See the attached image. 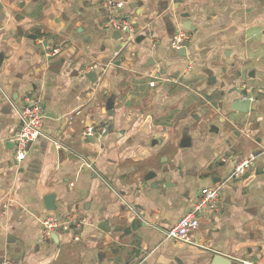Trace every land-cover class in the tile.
I'll use <instances>...</instances> for the list:
<instances>
[{"label":"crops","instance_id":"crops-1","mask_svg":"<svg viewBox=\"0 0 264 264\" xmlns=\"http://www.w3.org/2000/svg\"><path fill=\"white\" fill-rule=\"evenodd\" d=\"M184 21L194 30L180 56L171 42ZM0 57V262L264 264V0H0ZM234 93L251 111L233 109ZM29 99L45 136L18 161L11 139ZM214 186L219 208L194 235L203 247L168 239ZM51 216L79 227L40 241Z\"/></svg>","mask_w":264,"mask_h":264},{"label":"built area","instance_id":"built-area-1","mask_svg":"<svg viewBox=\"0 0 264 264\" xmlns=\"http://www.w3.org/2000/svg\"><path fill=\"white\" fill-rule=\"evenodd\" d=\"M123 4L110 2L108 7H121ZM107 26L113 30H120L127 32L129 38H134L136 33L132 28L131 23L122 17L111 16L106 22ZM190 40V35L187 30L180 29L174 35L171 46L175 50L186 48ZM57 50H52L48 53V56L57 54ZM19 117L22 124L18 131L12 136V142L14 143V154L18 161H24L30 152L31 145L39 138L45 136L44 133V120L45 113L42 103L39 100L29 99L26 104L19 110ZM72 114H67L69 118H72ZM102 134L101 130L94 128H86L83 135L84 137H93L95 135ZM264 152V151H263ZM255 156H247L240 159L232 172L233 178H241L250 172L252 169ZM221 199V187H206L203 188L192 207L180 217V219L164 233L168 239L186 243L190 245H196L203 247L195 241V233L200 228L201 217L206 212H215L218 210ZM142 214V212H141ZM74 222V223H71ZM75 218L62 222L58 218L51 216L43 221V231L41 233L40 241L51 239L52 235L58 230H66L71 228V225L79 227ZM76 240H78L76 238ZM0 264H12L9 261L0 262Z\"/></svg>","mask_w":264,"mask_h":264},{"label":"water","instance_id":"water-1","mask_svg":"<svg viewBox=\"0 0 264 264\" xmlns=\"http://www.w3.org/2000/svg\"><path fill=\"white\" fill-rule=\"evenodd\" d=\"M189 14H185L183 15V17H188ZM183 29L185 30H194V28L191 25L190 21H184L183 23ZM34 38V36H33ZM180 56H186L187 55V48H182L178 51ZM1 61H2V57H0V65H1ZM156 61L154 60V58H150L147 63H146V67L155 65ZM88 78H90L92 81H94L96 79V73L95 72H91V73H87L86 75ZM233 92H236V89L233 90ZM114 104H115V100L113 97H111L110 99H108V103L106 104L107 110L112 114L114 111ZM252 100L249 98H240L238 93H234L233 94V104L232 107L234 110L239 111V112H249L252 109ZM155 186H158L157 183H155ZM44 202L45 205L47 207L48 210H54L55 209V205H54V196L53 195H47L44 198ZM140 225V223L136 220L134 221L129 227H126L124 229V233L125 234H130L132 232V230H136L138 228V226ZM56 236L57 234L54 233L52 235V239L56 240ZM213 264H232V261L222 255H216L214 256L213 259Z\"/></svg>","mask_w":264,"mask_h":264}]
</instances>
